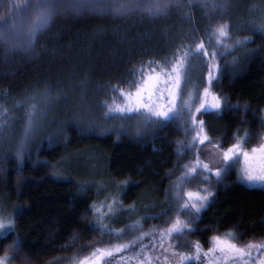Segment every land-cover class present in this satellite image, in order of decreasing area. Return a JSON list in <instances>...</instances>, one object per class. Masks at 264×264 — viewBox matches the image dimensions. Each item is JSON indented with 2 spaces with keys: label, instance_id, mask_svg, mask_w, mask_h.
Returning <instances> with one entry per match:
<instances>
[{
  "label": "trees",
  "instance_id": "obj_1",
  "mask_svg": "<svg viewBox=\"0 0 264 264\" xmlns=\"http://www.w3.org/2000/svg\"><path fill=\"white\" fill-rule=\"evenodd\" d=\"M253 1L229 0L224 14L211 20L198 7L191 9V19L183 15L187 9L173 10L168 16L156 19L136 14L112 17L62 12L39 37L34 53L17 52L0 60V96L10 99L12 105L45 87L53 95L62 96L68 85L79 94L82 81H87L85 87L93 90L109 84L124 85L121 77L127 75L126 69L140 61L170 55L174 46L181 43L180 37H186L184 43H191L195 33L207 40L205 29L211 31L210 24L221 22H231L236 29L240 20L249 19L245 13ZM243 34L253 37L249 48L264 47V37L258 33L246 29ZM216 89L241 108L221 115L205 114L208 135L216 141L225 140L223 146L227 147L237 129L240 135L247 129L257 134L248 144L255 142L264 131L259 120L264 115V58L257 55L247 59L246 54L234 68L225 66ZM246 104L249 107L245 111ZM73 115L71 112L54 116L55 123L37 136L32 135L22 160L12 152V143L19 134H10L9 144L2 145L5 148L0 150V201L6 206L5 217L11 215L16 220L17 233L0 244V256L11 251L8 245L16 234L25 241L9 264H53L59 258L83 256L108 243L109 234L102 237L90 225L95 213L89 211V206L97 204L100 196L98 182L118 191L117 200L123 206L135 204L136 207L134 213L115 221L113 229L128 227L136 220L148 226L165 225V219L170 217L171 210L162 217L143 219L145 212L157 213L169 206L168 172L179 162L174 141L182 135L177 130L180 126L176 122L170 124L163 138H134L117 132L81 135L74 127L65 125L62 130L70 139L58 137L60 121ZM78 156H86L82 163L87 160V172L91 170L95 174H79L83 169L72 168L71 162ZM85 182L90 186L82 190L80 185ZM13 206H23L24 214L17 216L19 208ZM262 220L264 188L238 181L233 168L224 182L216 185L210 207L201 213L198 221L190 222L196 230L184 235L199 241L204 248L210 246L209 237L226 230L235 232L238 242L260 239L264 238ZM25 254L28 259L24 258Z\"/></svg>",
  "mask_w": 264,
  "mask_h": 264
},
{
  "label": "snow or ice",
  "instance_id": "obj_2",
  "mask_svg": "<svg viewBox=\"0 0 264 264\" xmlns=\"http://www.w3.org/2000/svg\"><path fill=\"white\" fill-rule=\"evenodd\" d=\"M228 6L229 0H20V3L7 8L5 13L0 15V52L3 53L0 60H5L9 54L17 52L21 55L34 53L39 37L50 28L56 16L65 11L77 14L90 12L112 17H130L136 14L142 18L156 19L168 16L173 10L187 9L183 15L191 19V9L198 7L211 20L213 17L222 16ZM251 11L258 12V15L240 20L237 26L241 30H251L264 37V7L253 5ZM208 27L211 31L207 29L204 31L207 40L202 36H196L195 33L191 43H184L186 37H180L181 43L174 46L170 55L159 60L150 58L140 61L138 65L126 69L127 75L121 77L124 86L120 83L109 84L93 90L85 87L87 81H82L79 85L81 92L72 96L53 95L50 89L45 87L25 96L14 105V108L24 109L21 116H11L10 113L14 109L4 108L0 112V117L7 118H0V135L5 128H12L18 119L22 120V135L16 151L19 160L23 159L24 148L42 121L48 117L54 102L59 103L61 99L66 102L63 111L75 113L70 119L60 121L62 127L57 130L56 135L65 139H70L62 130L65 125L74 127L78 134L83 135L95 132L97 129L101 133L111 131L115 125H108L109 121H119V131L131 134L134 138L157 136L163 138L167 135L165 129L176 121L184 126L182 130L186 133L195 130V135L187 144L181 140L174 141L179 145L176 149L178 154L196 149L195 159L180 166L184 171L171 190L175 203H170L168 208L161 209L157 213L145 212L143 217V219L162 217L175 208L174 218L165 219L166 227L153 228L150 232H139V235L127 242L94 248L92 253L79 260L78 264H123L125 259L134 261L135 264H192L193 260L200 261L201 264H238V262L248 264L244 258H251L252 249L264 250V243L238 244L237 234L232 230L209 237L210 246L206 250L199 241L189 242V247L194 251L188 253L177 252L171 246L165 247L166 238L196 230L192 223L181 219L180 213L190 212L198 221L201 213L210 207L214 199L215 194L210 187L185 191V181L200 174L206 184L211 185L212 179H215L216 185H220L231 169L238 168V181L264 186V134L259 136L260 142L249 149L245 145L257 134L246 129L243 135H240V130L237 129V133L232 137L235 142L224 147L225 140L218 139L217 143L212 144L213 138L207 133L206 122L199 119V116L204 114L221 115L240 110V105L232 104L229 97L221 96L212 89L220 84L224 67L234 68L240 58L233 56L232 60L225 61L223 66L218 60L231 55L237 49L245 48L248 43L254 42L253 37L233 38L230 34L231 22L210 24ZM230 40L232 42L228 43ZM129 54L131 55V52ZM246 54L247 59H254L257 55L264 58V47L248 48ZM194 58L201 59L202 66L207 68V73L201 77V82L204 84L202 89L197 87L193 91H188L191 82L190 61ZM100 91L105 92V99L98 101L89 99L90 92L95 94ZM186 91L187 97H185ZM109 93L111 95H108ZM194 105L195 111H193ZM248 107L247 104L243 106L245 111ZM259 120L260 127L264 128V115H261ZM52 122L55 123V119ZM177 130L181 128L178 127ZM205 144H210L211 148L206 149ZM201 150L211 151L215 159L202 160ZM89 186V183L85 182L80 188L83 190ZM105 199L108 201L106 214L103 212L105 207L103 204L100 208H97L95 203L89 206V211H93L96 216L90 225L98 229L102 237L105 233L120 237L127 229H113L104 221L108 218H118L122 212L134 213L135 204L125 207L119 200L110 196ZM118 204H121L120 209L115 211ZM13 207L19 208L16 212L17 216L24 214L23 206ZM130 227L139 230L142 227L140 220L132 221ZM15 233H17L16 220L11 215L8 217L0 215V244ZM148 236L152 237V241L146 245L144 239ZM24 244L25 241L16 234L8 245L11 251L0 256V264H8ZM157 244L159 249L156 247ZM146 248L151 249L152 252L170 253V255L164 254L161 258L160 254L152 255L145 251ZM123 253L130 254L125 257ZM24 258L28 259L27 254ZM258 264H264V258H261Z\"/></svg>",
  "mask_w": 264,
  "mask_h": 264
},
{
  "label": "rangeland",
  "instance_id": "obj_3",
  "mask_svg": "<svg viewBox=\"0 0 264 264\" xmlns=\"http://www.w3.org/2000/svg\"><path fill=\"white\" fill-rule=\"evenodd\" d=\"M251 2V1H250ZM17 3H20V0H0V15H3L6 11L7 8L9 7H12L14 4H17ZM253 5H257V6H260V7H264V0H254L253 1V4L248 7L246 9V13L245 15L247 14L248 17L250 18L252 15H258V12H253L251 11L252 9V6ZM244 15V16H245ZM236 25V24H235ZM238 25V23H237ZM236 25V26H237ZM246 30V29H245ZM245 30H241L238 26L237 28L235 29V26L234 24H232V27L230 29V34L232 35L233 38H236V37H248V36H245L243 34V32ZM232 41H228V43H231ZM249 44V43H248ZM248 44L245 46V48H240V49H237L235 52L231 53V55L229 56H226L224 57L223 59H219L218 62L223 66L225 63V60H228L229 57L231 58L232 60V57L233 56H238L239 58H241L242 56L246 55V49H248ZM207 73V68L202 66V61L200 58H194L193 60L190 61V75H191V82L189 83L188 85V91H193L195 88L199 87V88H203L204 84L201 82V77L202 76H205ZM68 85V88H67V91L66 93H63V94H67L69 96H72L73 94H77V93H74L73 91V87ZM121 86H124V85H121ZM213 91H216L218 94H220L217 89H216V85L213 87L212 89ZM62 94V95H63ZM187 94L188 92L186 91L185 93V97H187ZM89 99L92 100V101H98V100H103L106 98V95H105V92L104 91H100L99 93H93V92H90L89 94ZM108 95H111V93H109ZM221 95V94H220ZM223 96V95H221ZM11 100L6 98V97H2L0 96V112L3 111L4 108H8V109H14L10 115L11 116H21L24 109L23 108H20V107H16L14 108V105L16 104V102H14L12 105H11ZM62 103L59 104V103H55L53 104V107L49 110V115L47 118H45L41 125L39 126L38 130L36 132H34L32 135H34L33 137L37 136L38 133H40L41 131H43L44 129L48 128L49 126L52 125V121L53 119L55 118L54 116H58V117H61V116H66V115H70L71 112H67L65 113L63 111V108L65 107V104L66 102L61 99ZM196 103H198V100L196 101ZM19 110V112H17ZM193 111H195V105L193 107ZM72 114H75L74 112H72ZM97 115H99V113H97ZM205 115V114H204ZM204 115H201L199 116V119H202L204 120ZM0 118H3V119H7L6 117H0ZM187 117L185 116V119ZM108 125H115V127L109 131V132H117L119 134H125L123 132H120L119 131V121H109L107 122ZM176 123L180 126L181 128V137L179 140L183 141L185 144H187L190 140H191V137L193 135H195V130H192V131H188L187 133L185 131H183V125H180V122L179 121H176ZM15 128V129H14ZM11 132V133H10ZM93 133H99V134H102L99 129H97L95 132ZM104 133H107V132H104ZM10 134H12L13 136L16 135V134H19V138L15 139L14 142L12 143V146L14 147V151H12L13 153H16L17 151V147H18V144H19V140H20V137L22 135V120L18 119L15 124L13 125L12 128H5L4 131H3V134L0 135V150L1 149H4L6 147L7 144H9V136ZM261 134H264V131L261 133ZM131 135V134H130ZM243 135V134H242ZM32 138V137H31ZM30 141V140H29ZM235 142L234 140L231 142L233 143ZM260 142V139L258 137V139L255 141V142H252L251 144H247L245 145V147L247 148H251L253 145H256ZM11 143V141H10ZM217 143L216 140L212 139V144H215ZM4 145V146H2ZM179 147V145H177V148ZM206 149H210L211 148V145L210 144H205L204 146ZM26 148H24V151H23V155L26 154ZM202 151V155H201V159L202 160H214L215 157L213 155V153L211 151ZM196 152V149H189V150H186L183 154H179V162H178V165L175 169L171 170L168 172V176L170 178V182H169V185H168V188L166 190V199H167V202L168 204L170 203H175V200L173 199L172 197V188H173V185L176 183L177 181V178L180 177L181 173L184 171V169L182 167H180L181 165H184L185 163L191 161V160H194L195 159V155L194 153ZM86 155V154H85ZM82 156H78L75 160V162H71V165H72V168H77V171L78 169H83L82 171L79 172V174H85V175H93L95 174V172L89 170L87 172V166L85 163L88 164V161L85 160L83 163L82 161L84 160V157L80 158ZM78 161V162H76ZM64 166H67V162H64L63 163ZM241 165H243V159L241 158ZM86 168V169H85ZM236 172H238V168H235ZM169 173H171V175H169ZM98 182V181H97ZM242 183L248 185V186H251V187H261V188H264V186H260V185H249L247 184L246 182H243L241 181ZM98 186L99 188L101 189L100 190V193H99V198H98V203L96 204V207L97 208H100L101 205H105V207L103 208V212L106 214L108 212V209L106 207L108 201H106V197H111V198H114V199H119V192L118 191H114L112 190L111 186L110 185H106L105 182H98ZM200 187H210V190L214 192L215 194V187H216V181L215 179H212L211 181V185H208L205 183V181H203L201 179V175L200 174H197L195 176V178H192L188 181H185L184 182V190H199ZM182 203V201H181ZM120 209V204L116 205V208H115V211H119ZM127 213V214H126ZM5 214H6V206L3 205L0 201V215L4 216L5 217ZM131 215L132 213H128V212H122L120 214V216L118 218H108L106 219L104 222L106 224H108L111 228L113 227V224L115 223V221H119L122 217H124L125 215ZM176 215V209L175 208H172L171 209V214H170V217H173ZM181 215V219L187 221V222H191L193 219H195V217H193L192 213L190 212H182L180 213ZM95 219H96V216H95ZM170 222V221H169ZM142 225V227L139 228V230H134L130 227V225L128 227H125L127 230L124 232V234L120 237H115V236H110L106 238V240L108 241V243L102 245V246H98V247H110V246H115L116 244L118 243H122V242H127L131 239H133L135 236L139 235V232H150L153 228H160V227H166L167 225L163 224V225H146L145 223H140ZM123 229V228H121ZM158 235V233H157ZM152 241V237L151 236H148L144 239V243L147 245L149 242ZM189 242H195L194 240H191V239H188L185 235H179V236H173V237H170V238H166L165 240V247H169L171 246L175 251L177 252H183V253H188V252H192L194 251V249L190 248L189 247ZM238 244L240 245H246L248 243H256V244H260V243H264V238H260V239H249L247 241H244V242H238L236 241ZM138 247V246H137ZM157 249H159V245L157 244L156 245ZM97 248V247H96ZM203 249H207V248H204ZM93 251V250H92ZM92 251L90 253H92ZM145 251H148L150 252L152 255H157V254H160L161 255V258L164 254H168L170 255V253H157V252H152L151 249H148L146 248ZM252 256L251 258L249 257H245L244 260L245 261H248V264H258V261L261 259V258H264V250H258V249H252ZM90 253L86 254V255H83V256H74L72 258H69V259H65V258H59L57 259L56 261H54L53 264H78L79 260L83 259L84 257L88 256ZM130 253H123V255L125 257H127ZM201 260L203 261L204 258L202 257ZM9 264V262H8ZM123 264H135L134 261H128L127 259H125V261L123 262ZM192 264H201L200 261H195L193 260L192 261ZM238 264H242V262H238Z\"/></svg>",
  "mask_w": 264,
  "mask_h": 264
}]
</instances>
